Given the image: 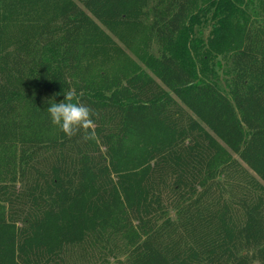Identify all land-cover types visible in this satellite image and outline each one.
<instances>
[{"label": "trees", "instance_id": "16d2710c", "mask_svg": "<svg viewBox=\"0 0 264 264\" xmlns=\"http://www.w3.org/2000/svg\"><path fill=\"white\" fill-rule=\"evenodd\" d=\"M143 1H66L0 56V264H264V17L155 0L151 34L181 42L179 58L161 53L153 77L95 76L97 24ZM206 15L219 37L236 30L228 96L185 37ZM67 92L93 122L71 137L47 113Z\"/></svg>", "mask_w": 264, "mask_h": 264}, {"label": "rangeland", "instance_id": "374dc122", "mask_svg": "<svg viewBox=\"0 0 264 264\" xmlns=\"http://www.w3.org/2000/svg\"><path fill=\"white\" fill-rule=\"evenodd\" d=\"M66 1L74 2V0H0V56L9 55L15 49L26 48L21 46L23 44L29 43L31 46L33 40L25 42L24 36L36 34L40 27L47 30L54 28L57 11ZM206 1L199 0L194 6L196 10L191 13L195 14ZM229 1L239 18L250 16L251 20L258 21L264 17V0ZM155 5V0L135 5L134 15H131L127 23L113 26L97 24L98 36L89 57L96 66L95 76H98V71L104 69L108 71L106 73L109 76L139 74L153 77L152 64L161 53H172L176 57L181 54L182 43L179 41L174 48H162L155 42L150 27L152 9ZM213 22L210 15L200 16L198 21L187 29L185 37L190 36L193 42L192 45L189 44V50H192L190 54L196 70L202 66L197 63L196 57L202 54L207 60L201 76L209 77L219 91L228 96L229 73L226 57L235 46L236 30L228 27L224 31V36L219 37L211 28ZM193 50L197 55L193 54ZM45 51L50 54L47 47ZM128 146L134 150L139 149L138 143L133 142Z\"/></svg>", "mask_w": 264, "mask_h": 264}, {"label": "clouds", "instance_id": "9594fccd", "mask_svg": "<svg viewBox=\"0 0 264 264\" xmlns=\"http://www.w3.org/2000/svg\"><path fill=\"white\" fill-rule=\"evenodd\" d=\"M73 93L64 94L63 102L49 101L47 107L48 118L52 125L58 127L65 136L71 137L79 129H91L92 120L90 119L89 109L78 103H73ZM94 133L89 132L85 137L91 139Z\"/></svg>", "mask_w": 264, "mask_h": 264}]
</instances>
